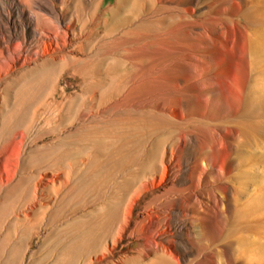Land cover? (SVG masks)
Returning a JSON list of instances; mask_svg holds the SVG:
<instances>
[{"label":"bare ground","instance_id":"6f19581e","mask_svg":"<svg viewBox=\"0 0 264 264\" xmlns=\"http://www.w3.org/2000/svg\"><path fill=\"white\" fill-rule=\"evenodd\" d=\"M104 3L0 0V264H97L89 257L101 250L105 239L114 237L122 226L125 198L146 183L159 190L141 205L137 221L154 215L153 234L129 261L180 264L169 247L179 230L178 242L194 251V261L214 264L221 259L236 264L231 254L239 237L234 235L264 223L255 225L264 215V199L247 202L248 185L238 184L236 172L240 147L264 135L262 119L253 122L227 112L176 118L164 114L162 106L152 105L150 95L144 99L141 84L126 81L116 83L120 89L106 87L104 68L128 65L135 71L145 47L169 31L167 19L177 20L178 28L186 21L184 8L161 0H116L107 11ZM106 13L109 17L104 19ZM63 71L82 76L87 98L56 102L54 79ZM14 86L12 99L9 91ZM104 92L109 93L105 99L111 101L107 110L112 113L105 123L87 114L95 93L100 94L97 107L104 103ZM72 117L80 120L78 132L58 137L71 126ZM138 121L151 124L152 148L147 153L137 148L140 133L133 131ZM104 131L120 142L104 161L97 159L104 151L99 141L72 151L89 137L104 138ZM47 132L54 138L39 144ZM188 143L191 153L182 148ZM135 162L138 167L130 169ZM88 206L92 216L79 222V241L63 249L58 242H49L56 241L60 221ZM233 223L236 228H230ZM46 225L49 235L42 238ZM210 226L218 228L220 240L210 236ZM35 236L44 240L43 248L49 245L46 255L37 260L38 249H31Z\"/></svg>","mask_w":264,"mask_h":264},{"label":"rangeland","instance_id":"374dc122","mask_svg":"<svg viewBox=\"0 0 264 264\" xmlns=\"http://www.w3.org/2000/svg\"><path fill=\"white\" fill-rule=\"evenodd\" d=\"M115 1L105 0L104 11H107ZM161 1L166 5L184 8L185 21L187 23L184 22L183 27L178 28L177 20H173L171 17L167 19L169 21L168 24L172 26L170 25L169 31L161 37L162 39H155L156 41H154L153 45L145 47L146 49L141 53L142 59L140 58L141 61L137 64L139 69L136 66L135 71H133L132 68H128V65H122V67L120 65L115 70L112 69L110 71L104 68L106 87L111 86L110 88L120 89L116 86V83L122 84L126 81L129 84H141L145 90L142 93L144 99L150 95L153 101L152 105L162 106V110L165 111L164 114H170L176 118L192 115L191 113L194 116H201L206 113L209 116L216 117L223 112H227L231 115H245L247 118L252 119L253 122L262 119L264 128V0ZM107 16L109 17V13L104 14V19L108 18ZM245 26L246 28L248 26L247 32L245 31ZM117 68L118 70H116ZM118 75L121 77L122 82ZM129 78L132 79L130 80ZM112 79L115 80L113 81ZM54 80L56 85L54 99L59 104L76 99L79 102L89 96V92L82 89L84 79L79 74L63 71L58 73ZM14 90L15 86L11 87L9 91L10 98L14 97ZM106 94L108 95L109 93L104 92V103L97 107V100L100 94L95 93L96 99L90 103L92 109H88L87 112L89 118L104 119L105 123V119L111 116L112 113L107 110L111 101L105 99ZM130 102L129 104H135L134 101ZM115 111L121 110L115 109ZM73 115L77 116V114ZM72 118L71 126L61 131L58 137L70 135L74 133V130L76 133L78 132L77 125L80 120H76V117ZM136 123L137 131H133V133L136 135L140 133L137 135L139 136L137 148L144 149V152L147 153L152 148L148 141L151 124L141 123V121ZM53 138L54 135L51 132H47L39 144L49 143ZM253 138L250 143L241 146L236 153L239 160V168L236 169L239 177L238 184L246 183L248 185L245 198L250 204L260 197L264 199V135ZM98 141L104 147V153H99L97 157L99 161H104L109 152L112 149L116 151L117 146L120 144L117 138L110 137L104 131V138L101 135L89 137L87 141L77 142L78 144L72 147V151H77V148L87 144L94 146ZM71 145L73 146V143ZM191 147L190 143L186 147L182 145L183 151L187 153H191L193 150ZM147 160L148 158L144 159L145 162ZM135 164L129 165L130 169L137 168L138 163L135 162ZM47 179L45 178L44 182H47ZM63 179L64 177L61 176V182ZM113 180H116V176L113 177ZM57 184H60L59 180ZM113 190L116 191L117 189L113 188ZM158 190L159 188L155 185L146 183L144 187L125 198V203L121 207L123 219L120 224L122 226L117 230L113 238L103 241L101 250L92 254L89 257L90 260L97 264H99L98 262L100 264H135L129 261L128 258L137 256L139 248L146 240L152 238L153 224L155 222L152 214L148 219L141 222L137 221L140 218L141 205L153 192ZM104 207H106V200H104ZM245 208L249 209L250 205H246ZM90 211H93L92 207L88 206L77 210L67 221H60L57 225L58 235L56 241L49 242H58L60 244L59 249L61 247L63 249L72 241H79L80 239L77 238L80 232L77 229L81 226L79 222L86 218L87 215L91 217ZM262 221H264V215H259V220L255 222V225L257 223L258 225L261 224ZM120 224H117V228ZM236 227L235 223H233L230 228ZM131 229H133V232H131ZM263 229L264 223L260 227L237 232L234 235L235 238L239 237L238 245H236L237 247L233 249L231 254V258H235L236 264H264ZM49 231L47 225L46 227L44 226L42 238L43 236L46 238L49 235ZM208 231L211 234L210 236H214L215 241L220 240L221 236L216 226L208 227ZM193 232L197 234L195 231ZM71 233H74V235H70ZM197 236L202 238L201 235ZM39 237L35 236L31 241V249H38L37 254L34 256L35 260L40 259L41 256L44 257L49 248L47 244H44V248L42 247L44 240L42 241L41 236ZM178 239H181V231L179 230L173 236V241L175 242L169 247L174 257L179 259L180 264H195L199 262L194 261V251L179 243ZM148 248L149 246L146 245L145 249ZM221 263L226 264L221 259H217L214 262V264ZM145 264L154 263L146 262ZM198 264H210V262H199Z\"/></svg>","mask_w":264,"mask_h":264}]
</instances>
